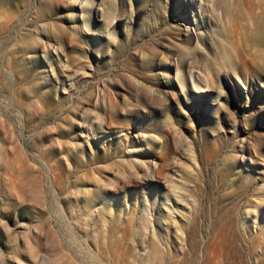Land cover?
I'll return each instance as SVG.
<instances>
[{"label":"rangeland","instance_id":"rangeland-1","mask_svg":"<svg viewBox=\"0 0 264 264\" xmlns=\"http://www.w3.org/2000/svg\"><path fill=\"white\" fill-rule=\"evenodd\" d=\"M0 264H264V0H0Z\"/></svg>","mask_w":264,"mask_h":264},{"label":"bare ground","instance_id":"bare-ground-1","mask_svg":"<svg viewBox=\"0 0 264 264\" xmlns=\"http://www.w3.org/2000/svg\"><path fill=\"white\" fill-rule=\"evenodd\" d=\"M190 2H191V4H194L195 3V0H190ZM99 5V4H98ZM96 8V7H95ZM95 11V10H94ZM99 11V9L97 10V11H95L96 13ZM194 13V16H193V20H192V23H193V21H194V25H193V27H195V28H197L198 27V23H199V21L201 22V20H197V14L195 15V12H193ZM99 15V14H98ZM97 18V17H96ZM201 19V18H200ZM185 20V19H184ZM205 20V19H204ZM185 23L187 24V27H186V31H187V33L188 34H190V35H195V30L193 29V27H189V23H188V21L187 20H185ZM190 28V29H189ZM192 28V29H191ZM205 29V28H204ZM199 34V33H198ZM193 37V36H192ZM236 46V45H235ZM237 49V48H236ZM236 58V57H235ZM248 60V59H247ZM249 62V61H248ZM234 63V62H233ZM241 64V63H240ZM256 64V63H255ZM171 66V65H170ZM246 68V67H245ZM236 75V74H235ZM200 77V76H199ZM153 168V167H152ZM157 168V167H156ZM154 171V170H153ZM155 173V172H154ZM151 175V174H150ZM149 175V176H150ZM177 201V200H176ZM181 202V201H180ZM177 204H179V203H177ZM181 205V204H180ZM175 206H177V205H175ZM185 206V205H184ZM183 208V207H182ZM191 209V208H190ZM185 210V209H184ZM185 212V211H184ZM156 251L155 252H157V249H155ZM158 251H160V250H158ZM161 252V251H160ZM159 253V252H158ZM158 256V255H157Z\"/></svg>","mask_w":264,"mask_h":264}]
</instances>
